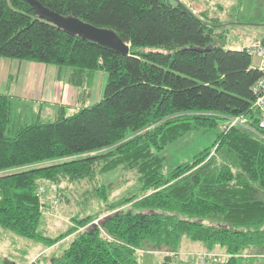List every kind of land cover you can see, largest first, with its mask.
<instances>
[{
    "label": "trees",
    "instance_id": "obj_1",
    "mask_svg": "<svg viewBox=\"0 0 264 264\" xmlns=\"http://www.w3.org/2000/svg\"><path fill=\"white\" fill-rule=\"evenodd\" d=\"M31 1L0 0V63L71 68L76 86L91 84L98 71L108 77L99 102L59 112L54 122L16 120V102L0 92V226L47 247L74 235L52 264H141L143 252L163 255L154 264H185L179 254L188 243L224 251L222 264L263 263L255 255L264 252L263 139L241 127L219 129L191 161L163 170V152L185 133L219 128L222 115L253 117L262 75L253 58L229 48L222 23L181 2L36 0L113 29L130 47L123 56L41 18ZM118 169L134 172L138 187L111 201L104 177ZM39 180L67 201L71 187L88 183L102 209L46 236Z\"/></svg>",
    "mask_w": 264,
    "mask_h": 264
},
{
    "label": "rangeland",
    "instance_id": "obj_2",
    "mask_svg": "<svg viewBox=\"0 0 264 264\" xmlns=\"http://www.w3.org/2000/svg\"><path fill=\"white\" fill-rule=\"evenodd\" d=\"M176 3H183L184 6L192 10L200 17L222 23L218 30L226 35V43L235 41L237 44L244 45L255 39H264V0H172ZM232 23V24H231ZM231 24V25H228ZM15 62H23V65L15 67L9 76V70L5 71L6 83L14 82L13 87L17 88L20 95L25 94V88L30 82V64L31 61H20L12 59ZM254 63H258L257 59H253ZM50 69L47 72V81L51 76L52 68L56 65H49ZM103 76L105 79L108 75L104 72L98 74L96 79L95 101L98 99L100 89V80L103 84ZM107 80H105V84ZM103 84V85H105ZM49 86V84H48ZM48 86H46L48 88ZM104 87V86H103ZM106 87V86H105ZM36 106V105H35ZM16 120L27 122L31 119L30 109L20 106V103L15 106ZM25 109V110H24ZM37 109V107H36ZM27 110V111H26ZM75 110H67L66 115H71ZM45 122H54L56 117L44 115ZM16 122V121H15ZM222 129L214 128L212 130H191L185 133L175 142L167 146L164 153L163 170L168 173L178 164L186 161H191L202 149L212 145L217 137V134ZM107 183H112L113 190L110 195V200L113 201L119 197L126 196L134 192L138 187V178L134 172L118 169L104 177ZM72 192L69 194L70 200L62 199V194L59 193L58 199H55L51 206L46 207L43 211V220L40 230L49 237H56L63 232H66L70 226L74 225L73 218L76 215L94 214L102 209L103 203L94 196L91 187L88 183H83L80 187H71ZM57 193V192H56ZM264 200V194H262ZM95 223H98L95 221ZM73 236L65 237L52 247H47L43 243H38L32 239H28L14 233L5 231L0 226V264H52V260L61 256L69 247L73 240ZM203 247L200 244H186L180 252V256L185 259L191 257L189 253L202 251ZM224 252V251H222ZM263 260V254H255ZM261 255V256H260ZM260 256V257H259ZM263 256V257H262ZM163 255L143 252L140 256L141 264H154L162 262ZM177 263V262H176ZM175 263V264H176ZM252 263V264H259ZM250 264V263H249Z\"/></svg>",
    "mask_w": 264,
    "mask_h": 264
},
{
    "label": "crops",
    "instance_id": "obj_3",
    "mask_svg": "<svg viewBox=\"0 0 264 264\" xmlns=\"http://www.w3.org/2000/svg\"><path fill=\"white\" fill-rule=\"evenodd\" d=\"M232 42L233 43H227L230 49L241 50V48L250 45L253 41H250L244 45L237 44V42L235 41ZM22 65L23 62H15L12 59H3L1 61L0 92L9 95L16 102V106L18 103H20V106H24L25 108L30 109L31 115H40L42 118H44L45 114L48 116L57 117V114L59 112H63L64 114H66L67 110L77 111L82 107H87L93 104V102L95 101L94 95L97 86L96 79L98 78V74L100 76L101 71L95 73L91 84H89V82H84L83 84H79L78 86H76L73 83H70V81L72 80L70 79L71 68L63 67L60 70L58 66H55L54 68H52V70H50L51 76L49 81H47V72L49 71L50 66L43 63L31 62L30 82L25 88V94L20 95L18 89L13 87L15 81L10 83H6L4 81L6 70H9V76L15 77L18 76V74L13 76L11 71H13L15 67L20 68ZM105 80L106 76L105 79L103 76V84H105ZM103 84L100 80L98 99L101 97V94L103 98V91L105 87V85ZM46 86H48V88ZM16 111L17 109H15V112ZM44 119L46 120V118ZM260 264H264V262H261Z\"/></svg>",
    "mask_w": 264,
    "mask_h": 264
},
{
    "label": "built area",
    "instance_id": "obj_4",
    "mask_svg": "<svg viewBox=\"0 0 264 264\" xmlns=\"http://www.w3.org/2000/svg\"><path fill=\"white\" fill-rule=\"evenodd\" d=\"M241 50H245L253 59H257L258 63H254L255 68L262 73L261 77L254 84V102L252 109L253 117L247 114L236 116L222 115L220 127L222 130H229L236 127L244 128L254 135L264 140V40L258 39L253 41L250 45L244 46ZM38 197L40 202V209L43 211L46 207L51 206V203L58 199V188L46 180L38 181ZM57 192V193H56ZM192 256L186 257L188 260L185 264H222L229 255L221 251H199L189 253ZM182 260L185 259L182 257Z\"/></svg>",
    "mask_w": 264,
    "mask_h": 264
},
{
    "label": "water",
    "instance_id": "obj_5",
    "mask_svg": "<svg viewBox=\"0 0 264 264\" xmlns=\"http://www.w3.org/2000/svg\"><path fill=\"white\" fill-rule=\"evenodd\" d=\"M37 14L71 34L81 36L84 39L97 43L105 48L111 49L123 56L129 55L130 47L120 36L109 28H99L90 23L74 17H64L60 14L42 6L36 0H32Z\"/></svg>",
    "mask_w": 264,
    "mask_h": 264
}]
</instances>
